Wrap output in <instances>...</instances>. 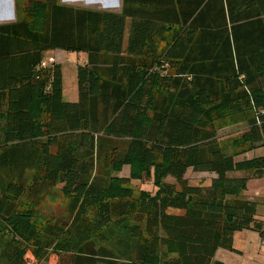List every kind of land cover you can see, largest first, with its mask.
Returning a JSON list of instances; mask_svg holds the SVG:
<instances>
[{"label": "trees", "instance_id": "trees-1", "mask_svg": "<svg viewBox=\"0 0 264 264\" xmlns=\"http://www.w3.org/2000/svg\"><path fill=\"white\" fill-rule=\"evenodd\" d=\"M17 10L0 24V264H225L216 255L235 252L236 233L264 242L244 194L264 156L238 158L264 147V0ZM54 50L86 55L76 103L61 65L42 66ZM241 123L228 153L218 132ZM189 170L216 178L191 185ZM146 179L156 192L137 195ZM56 186L70 220L40 222Z\"/></svg>", "mask_w": 264, "mask_h": 264}, {"label": "rangeland", "instance_id": "rangeland-1", "mask_svg": "<svg viewBox=\"0 0 264 264\" xmlns=\"http://www.w3.org/2000/svg\"><path fill=\"white\" fill-rule=\"evenodd\" d=\"M14 1H15L16 11L11 12L10 15L8 16L9 18H13V16L16 15V19L18 20V18L21 17V12L17 10V2L20 3V8L22 9L24 6H27L30 1H35V0H14ZM36 1H43V0H36ZM57 1L62 5H68V6L84 8V9H98L104 11L105 6H110L109 2L111 0H57ZM0 18H3V15H0ZM78 57L86 58V55H84L83 53H77L75 54V57L65 59L64 56H62V53H56L55 55V52L53 54L52 51V52H48L46 54V57H44L45 58L44 63L46 64V67H49L53 63L54 64L61 63L63 65V70H64L63 82H64V89L66 91L65 93L69 92L70 88H72L75 84L76 78L74 76L72 66H76L75 64H78L77 62H80L78 61ZM68 97L69 96L66 95L64 98V100L67 102L69 100ZM246 127H247L246 124L241 123L237 125L224 127L218 132V135L221 139V143L223 144L225 150H227L228 153L235 152L232 146L231 145L229 146V142L231 141V139L233 137H237L238 135H240L246 129ZM252 156L253 157L264 156V147L262 148L258 147L254 151H251L245 155L243 154L238 158L242 159ZM118 176L129 177L130 167L129 166L124 167L123 171L120 174H118ZM231 176H235V174H232ZM240 176H243V174H240ZM186 178L188 179L191 185H201L207 187L210 185L211 180L216 178V175L214 173L194 172L192 170H189L188 173L186 174ZM167 182L174 183V181L171 178H169ZM131 187L136 191L137 195L139 193L138 191L140 190H146L152 193L156 192V188L154 187L153 182L148 179L143 181H133ZM258 190L259 192H261L262 195H260V197L257 198V200L258 199L264 200V180L263 181L255 180L250 182V184L247 187V191L244 194L249 198L254 197L257 194L256 191ZM42 192L43 193H41L40 195L41 205L37 210L39 221L44 222L46 219L49 218L60 219L65 221L70 220V217L67 216L66 214L68 207V199L63 195L60 186L59 187L56 186L55 188H52L47 192L46 191H42ZM259 216L261 215L259 214ZM233 247L235 249V252L232 251V253L229 254L227 253L224 257H222L225 260V262L226 260L228 261V259L226 258V256L228 255L230 257V260H234L235 258V261H232L231 264H264V242L256 232L245 230L236 233L234 235ZM238 250H241L242 253L239 254ZM0 253H1V247H0ZM216 260L218 261L221 260V255H219L218 259ZM28 263L57 264V257L53 256L47 262L37 263L32 258V256L28 255Z\"/></svg>", "mask_w": 264, "mask_h": 264}, {"label": "crops", "instance_id": "crops-1", "mask_svg": "<svg viewBox=\"0 0 264 264\" xmlns=\"http://www.w3.org/2000/svg\"><path fill=\"white\" fill-rule=\"evenodd\" d=\"M109 5L110 6H105V10L104 11L120 13L122 11V9H123V0H111L109 2ZM108 8H110V9H108ZM13 11H16V9H15V1L14 0H0V15H3V18H0V24H8V23L16 22V20H17L16 19V15H14L13 18H9V16H8ZM49 52H52V51H49ZM54 52H55V55H56V53H62V56H64L65 59L66 58H71V57L73 58V57H75V54H77V53L65 52V51H62V50H54L53 54H54ZM47 53H45V57H46ZM78 61H80V62H77L78 64H75L76 66H72L73 72H74V76L76 78L75 84H74V86L72 88H70V91L67 92V93H65L66 91L64 89V82H63V99L65 98L66 95H68L69 96L68 97V99H69L68 102H70V103H76L78 101V99H79L77 69H78V67L80 65H85L87 63V59L83 58V57H78ZM59 64L62 67V74H63V78H64L63 65L61 63H59ZM255 180L256 181H263L264 178L263 179H251V180H249L248 185L250 184V182L255 181ZM256 193H255L256 195L254 197H250V199H253V200L256 199L255 201H257L259 203V214L261 216H259L258 219L263 221L264 220V200H259V199L257 200V198H259L260 195H262V194H261V192H259V190L256 191ZM243 234H245V233H243ZM238 252H239V254L242 253L241 250H238ZM227 253L229 254V253H232V252H229V251H226V250H222V249L219 250L217 255H216V259H218V256L221 255V260H219V261H222V262L227 263V264H231L232 261H235V258H234V260H230V257L227 255L226 258L228 259V261L226 260V262L222 258Z\"/></svg>", "mask_w": 264, "mask_h": 264}, {"label": "built area", "instance_id": "built-area-1", "mask_svg": "<svg viewBox=\"0 0 264 264\" xmlns=\"http://www.w3.org/2000/svg\"><path fill=\"white\" fill-rule=\"evenodd\" d=\"M42 66H43V67H46V64H45V63H43V64H42Z\"/></svg>", "mask_w": 264, "mask_h": 264}]
</instances>
